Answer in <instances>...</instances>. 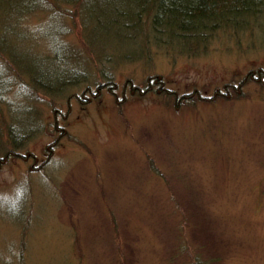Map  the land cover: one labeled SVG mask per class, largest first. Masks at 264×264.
Returning <instances> with one entry per match:
<instances>
[{"label":"rangeland","instance_id":"rangeland-1","mask_svg":"<svg viewBox=\"0 0 264 264\" xmlns=\"http://www.w3.org/2000/svg\"><path fill=\"white\" fill-rule=\"evenodd\" d=\"M110 1L64 15L0 0V39L72 72L65 94L34 96L0 52V124L39 126L0 162V264H187L199 249L264 264V16L195 53L148 39L140 55L143 33L101 22Z\"/></svg>","mask_w":264,"mask_h":264},{"label":"trees","instance_id":"trees-1","mask_svg":"<svg viewBox=\"0 0 264 264\" xmlns=\"http://www.w3.org/2000/svg\"><path fill=\"white\" fill-rule=\"evenodd\" d=\"M58 1L62 6L74 5L80 15L81 7L87 0ZM108 5L110 8L105 10L107 13L105 17L100 18L101 22L106 21L107 26L115 25L116 34L120 37H131L134 34L136 36L143 33L140 55L146 53L148 46L145 43L148 39L154 45L167 47L175 45L183 52L195 53L199 50V46L200 48L206 46L208 40L219 31L249 29L264 16V0H112ZM60 12L66 15V7L61 8ZM108 14L110 17L107 16ZM86 21H88L87 17L80 21L83 31L90 25V22ZM0 52L8 61H20L16 57V47H9L5 43L0 47ZM35 74L31 78L32 81L29 80L30 88L48 93L51 97L65 94L68 87L67 85L62 88L53 87L54 83L62 80L71 84V71L68 74L56 76L49 69L44 68L43 72L40 69L38 74ZM5 119L2 117L0 124V154L7 148V142L10 141L11 144H16L14 148L6 151V154L13 156L17 152L16 147L22 145L23 139L32 138L31 134H26L28 136L25 137L24 130L34 128L37 130L39 126L20 128L7 123ZM199 250L188 251V256L185 255L187 264H219V257L213 255L208 257L205 250Z\"/></svg>","mask_w":264,"mask_h":264},{"label":"bare ground","instance_id":"bare-ground-1","mask_svg":"<svg viewBox=\"0 0 264 264\" xmlns=\"http://www.w3.org/2000/svg\"><path fill=\"white\" fill-rule=\"evenodd\" d=\"M58 2H59L58 0H35L36 7L31 8L32 9L31 12L32 13H38V12L40 13V11H44L45 8L40 7V6H43V5L44 6H47L46 7L47 9H53L54 8V9L60 10V11H61V8H64V7L68 6V4L62 6L61 3H58ZM34 8H36V9L34 10ZM153 38H156V37L153 36ZM5 43H7V37L1 38L0 39V47L3 46ZM14 46L15 45H13V44L12 45L11 44L9 45V47H14ZM199 49H200V46H199ZM23 53L24 52L18 50V48L16 49V54H17L16 57L18 59H20V61H16L15 60L13 62H8V63L6 62L7 73H8L9 76H11L12 74H14V75H17V76L21 77V79H20L21 81L20 82H22L23 84L25 83L26 85L30 86L29 85V82H28L29 80L28 81L23 80L22 77H28V79H31L32 77H34L36 75L35 73L38 74V72L40 71V69H42V72H43L44 71V68H43L42 65H38L40 68L36 67L35 63H32V64L31 63H26L23 58H26L27 59L28 56L27 55H23ZM58 57L60 58L59 59L60 61H62L65 58V56H61V55L58 56ZM52 85H53V83H52ZM65 85L68 86L67 89L69 87H71L70 86L71 84H69L66 81H62V80H59L58 82L54 83L53 87L55 86L57 88H62ZM27 88L30 89V87H27ZM31 90H32L34 96L36 95L35 93H43V91L35 90L33 88H31ZM44 94H47L48 95V93H45V92L43 93V95ZM0 99H3V100H0V106H4V107L7 106V104L10 101V98L8 100V96L2 94L1 92H0ZM4 99H6V100L4 101ZM1 112L2 111H1V108H0V113ZM6 122L9 123L7 120H6ZM15 144L16 143H12V148L15 147ZM16 148H18V146Z\"/></svg>","mask_w":264,"mask_h":264},{"label":"flooded vegetation","instance_id":"flooded-vegetation-1","mask_svg":"<svg viewBox=\"0 0 264 264\" xmlns=\"http://www.w3.org/2000/svg\"><path fill=\"white\" fill-rule=\"evenodd\" d=\"M98 91V90H97ZM84 94H85V92H84ZM56 117H57V115H56ZM58 127V126H57ZM58 130V129H57ZM31 157V156H30Z\"/></svg>","mask_w":264,"mask_h":264}]
</instances>
